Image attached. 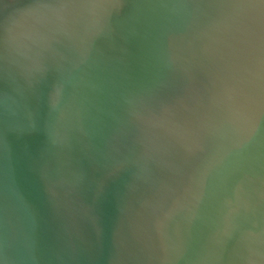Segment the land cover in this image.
Listing matches in <instances>:
<instances>
[{"label":"water","instance_id":"1","mask_svg":"<svg viewBox=\"0 0 264 264\" xmlns=\"http://www.w3.org/2000/svg\"><path fill=\"white\" fill-rule=\"evenodd\" d=\"M0 264H264V0H0Z\"/></svg>","mask_w":264,"mask_h":264}]
</instances>
